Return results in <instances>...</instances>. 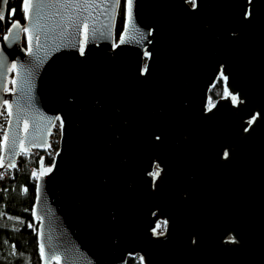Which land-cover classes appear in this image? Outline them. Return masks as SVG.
I'll use <instances>...</instances> for the list:
<instances>
[{"label": "water", "instance_id": "water-1", "mask_svg": "<svg viewBox=\"0 0 264 264\" xmlns=\"http://www.w3.org/2000/svg\"><path fill=\"white\" fill-rule=\"evenodd\" d=\"M118 9L31 0L0 20V172L61 128L37 176L41 264H264V0H133L131 20L125 0L116 41Z\"/></svg>", "mask_w": 264, "mask_h": 264}, {"label": "trees", "instance_id": "trees-1", "mask_svg": "<svg viewBox=\"0 0 264 264\" xmlns=\"http://www.w3.org/2000/svg\"><path fill=\"white\" fill-rule=\"evenodd\" d=\"M124 4L125 0H121L115 22V40H118L123 30ZM13 9H15L14 15ZM14 22L20 24L25 22L23 0H8L1 33H6ZM224 95L223 81L218 78L209 91V104L215 103ZM7 119L8 115L3 109L0 114V148ZM56 149L57 144L42 153L21 154L13 169L5 170L0 174V264H41L38 224L33 218L37 173L40 167L52 166ZM163 230L164 225L161 224L158 233ZM126 264H142V262L138 257H128Z\"/></svg>", "mask_w": 264, "mask_h": 264}, {"label": "snow or ice", "instance_id": "snow-or-ice-1", "mask_svg": "<svg viewBox=\"0 0 264 264\" xmlns=\"http://www.w3.org/2000/svg\"><path fill=\"white\" fill-rule=\"evenodd\" d=\"M119 3H120V0H115V5L116 6H118ZM23 5H24L23 6V10H24V12H25V14L27 16V14L29 13V11L31 9V0H23ZM132 5H133V0H127V18H128V20H131V18H132ZM42 6L43 5H41V4H37L36 5L37 10H39V8L42 7ZM48 6H56V5L55 4H50ZM12 14L13 15L15 14V9L12 10ZM3 18H4L3 16H0V20H2ZM19 26H20L19 25V22H14L12 24V28H16V27H19ZM85 28H87V25L86 24H85ZM23 30L25 32H27L28 31V28L25 27ZM101 35H103V33H101ZM5 39H7V37H5ZM38 40H39V36H37V41ZM120 42L121 43L124 42L123 34L121 35ZM83 54H84L83 49H81V55H83ZM146 55H147V53H146ZM13 83H15V82L13 81ZM232 100H233L234 103H236L237 97L236 96H232ZM209 110H211V109H209ZM157 139H159V137H157ZM227 155H228V153L226 151L224 153L225 158L227 157ZM0 167H3V162L2 161H0ZM49 171H50V169H49ZM41 174H43V173H41ZM33 175H35V173H33ZM151 175H153L154 178L155 177H158L160 175V170H159L158 166H157V169L153 173H151ZM165 225H166V222H165ZM157 227H159V225H157ZM233 242H235V241L233 240ZM41 253L43 254V247L41 248Z\"/></svg>", "mask_w": 264, "mask_h": 264}, {"label": "built area", "instance_id": "built-area-1", "mask_svg": "<svg viewBox=\"0 0 264 264\" xmlns=\"http://www.w3.org/2000/svg\"><path fill=\"white\" fill-rule=\"evenodd\" d=\"M60 135H61V128H60V124L57 122L53 126L52 131L50 133V136H49V146H48L47 150L50 149V148H52L55 144H57V149L56 150L59 149ZM2 172H4V171H2Z\"/></svg>", "mask_w": 264, "mask_h": 264}, {"label": "rangeland", "instance_id": "rangeland-1", "mask_svg": "<svg viewBox=\"0 0 264 264\" xmlns=\"http://www.w3.org/2000/svg\"><path fill=\"white\" fill-rule=\"evenodd\" d=\"M117 41V40H116ZM214 105V103L213 104H209V99H208V108L209 107H212ZM5 111H6V115H8V111L5 109ZM2 112V111H1ZM58 150H56V152H57ZM56 152L54 153V157H55V154H56ZM5 171V170H4ZM39 172V171H38ZM1 173H3V172H0V174ZM37 176H38V173H37ZM163 225V224H162ZM162 233V232H161Z\"/></svg>", "mask_w": 264, "mask_h": 264}]
</instances>
